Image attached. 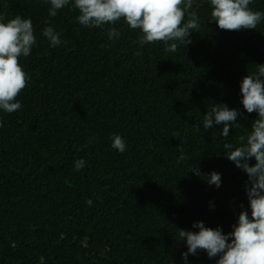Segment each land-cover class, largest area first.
I'll return each instance as SVG.
<instances>
[{"label": "trees", "instance_id": "16d2710c", "mask_svg": "<svg viewBox=\"0 0 264 264\" xmlns=\"http://www.w3.org/2000/svg\"><path fill=\"white\" fill-rule=\"evenodd\" d=\"M250 7L264 11V0ZM48 8L0 0V15L31 18L37 36L19 61L31 77L22 108L0 113V264H183L178 229L203 221L227 233L247 208V176L223 155L219 128L194 125L217 101L244 113L230 140L250 130L256 114L240 105L239 82L264 65V21L222 30L198 0L192 43L168 53L162 42L139 48V30L123 20L88 28L78 10L50 18ZM45 21L66 46H49ZM113 26L121 35L110 40ZM113 134L126 140L124 153L111 147ZM78 159L87 162L80 171ZM197 166L200 177L189 172ZM213 170L219 189L203 179ZM188 259L215 264L204 252Z\"/></svg>", "mask_w": 264, "mask_h": 264}, {"label": "clouds", "instance_id": "9594fccd", "mask_svg": "<svg viewBox=\"0 0 264 264\" xmlns=\"http://www.w3.org/2000/svg\"><path fill=\"white\" fill-rule=\"evenodd\" d=\"M49 5L48 16L56 17L66 7L78 10L76 22L83 27L102 28L123 20L130 29L139 30L136 44L139 48L162 42L164 50L175 53L180 45L185 48L192 43L191 33L200 28V18L195 8L198 0H45ZM211 7V22L219 29L241 31L256 29L264 21V11L253 10V0H207ZM40 35L51 48L66 46L68 41L54 28L50 21ZM31 18L20 15L6 19L0 15V113L11 114L22 108L18 94L30 82V75L24 71L20 58H27L37 45V36ZM108 38L118 39L121 33L113 26ZM139 55V51L136 53ZM240 100L243 110L255 113L256 118L246 135L239 136L238 143L229 139L230 129L243 127L239 118L240 108H230L225 102L211 101V106L202 115V121L194 126L205 132L219 128L223 155L247 176L244 186L248 201L247 208L241 205L231 231L225 233L221 226L207 227L203 221L193 222V230L178 229L177 242H182L186 251L181 252L183 264H191L189 256L204 252L215 264H264V65L257 71L241 78ZM4 120L0 116V128ZM111 147L120 153L127 148L126 140L120 134H113ZM93 139L89 138V143ZM183 158V157H182ZM255 161L251 164L250 161ZM84 159L74 162L76 171L86 166ZM202 176L197 166L189 171ZM205 182L219 189L222 174L213 170L203 175ZM89 205L92 204L88 200ZM214 205L210 202V208Z\"/></svg>", "mask_w": 264, "mask_h": 264}]
</instances>
